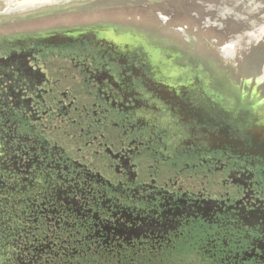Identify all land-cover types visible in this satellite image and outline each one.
Listing matches in <instances>:
<instances>
[{
	"label": "flooded vegetation",
	"instance_id": "flooded-vegetation-1",
	"mask_svg": "<svg viewBox=\"0 0 264 264\" xmlns=\"http://www.w3.org/2000/svg\"><path fill=\"white\" fill-rule=\"evenodd\" d=\"M112 30L0 42V264H264V112Z\"/></svg>",
	"mask_w": 264,
	"mask_h": 264
},
{
	"label": "rangeland",
	"instance_id": "rangeland-1",
	"mask_svg": "<svg viewBox=\"0 0 264 264\" xmlns=\"http://www.w3.org/2000/svg\"><path fill=\"white\" fill-rule=\"evenodd\" d=\"M24 3L0 0V42L45 29L108 27L118 36L144 40L190 73L198 72L209 89L233 105L232 99L239 103L247 95L251 115L256 106L259 114L264 112V0H46L22 7ZM160 51L159 57L172 61ZM234 117L244 122L245 115ZM169 262L197 261L186 254Z\"/></svg>",
	"mask_w": 264,
	"mask_h": 264
},
{
	"label": "bare ground",
	"instance_id": "bare-ground-1",
	"mask_svg": "<svg viewBox=\"0 0 264 264\" xmlns=\"http://www.w3.org/2000/svg\"><path fill=\"white\" fill-rule=\"evenodd\" d=\"M23 1H25V3L24 4H22L23 6L22 7H24L25 5L26 6H28V5H35V4H38V3H42V2H45L46 0H23Z\"/></svg>",
	"mask_w": 264,
	"mask_h": 264
}]
</instances>
